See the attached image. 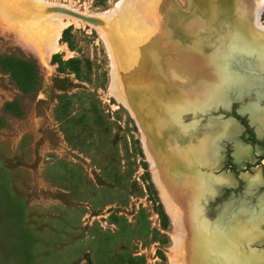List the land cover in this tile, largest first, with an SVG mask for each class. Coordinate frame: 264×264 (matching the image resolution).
I'll return each mask as SVG.
<instances>
[{"label": "rangeland", "instance_id": "obj_1", "mask_svg": "<svg viewBox=\"0 0 264 264\" xmlns=\"http://www.w3.org/2000/svg\"><path fill=\"white\" fill-rule=\"evenodd\" d=\"M176 1L190 15L193 1ZM201 1L196 11L207 12L212 0ZM256 2L241 0V16L248 17ZM62 5L95 22L53 10H68ZM61 14L66 15L62 23L73 21L56 37L52 21ZM258 18L264 25V3ZM198 21L206 47L212 49L205 18L198 14ZM163 27L162 18L154 30L150 0H0V264H183L185 257L188 264H238L246 257L264 259V237L246 244L239 238L241 214L257 216L264 198V136L255 135L256 121L248 125L236 113L247 102L242 89H227V108L221 101L202 102L197 109L189 105L181 111L180 139L154 153L170 184L150 163L146 135L134 115V74L140 72L134 70V50L140 47L134 37H167L161 35ZM172 29L183 36L174 25ZM172 42L164 41L168 48L160 59V79L168 68L180 73L175 57L179 61L180 54H193L191 44L170 48ZM253 63L229 71L262 80L245 91L254 89L250 101L264 107V73L252 72ZM206 66V59H198V83L194 77L192 84L185 83L191 88L185 97L151 92L141 81L137 87L151 92L152 102L187 105L212 84ZM189 71L180 73L182 80ZM221 127L234 129V135L218 140L211 165L199 161L196 142L215 153L212 139ZM245 148L250 160L238 156ZM219 177L232 183H221ZM176 188L186 195L185 211ZM184 213L191 232L184 226ZM259 227L264 233V226ZM212 232L208 240L201 237ZM228 235L236 239L229 241ZM186 238L192 254L183 244Z\"/></svg>", "mask_w": 264, "mask_h": 264}, {"label": "bare ground", "instance_id": "obj_2", "mask_svg": "<svg viewBox=\"0 0 264 264\" xmlns=\"http://www.w3.org/2000/svg\"><path fill=\"white\" fill-rule=\"evenodd\" d=\"M192 1L193 3L192 10L190 9V15H186L179 10V6L176 0H150V8L152 9L153 20L155 24L154 30H156L157 21L163 18L164 27L161 28V35H166L167 37H134L136 40H140L139 49L134 50V70L140 71L137 72V74H134V115L139 122L140 129L146 135L144 148L146 150V153L150 157L149 160H151L150 163L153 165L152 167L155 168L154 172L161 173L164 180L169 184L171 182L168 178L167 172L165 168L163 169L160 166L159 160L154 153L156 150H158V148L164 150L166 146L169 145V143H173L172 141L174 140V138L180 139V132L182 127L179 123V117L181 111L190 109L189 105H191L192 108L197 109L202 102H208V104H210L221 101L220 103L225 105L226 103L225 101H223V98L229 87H232L233 89L235 88L237 89V91H242L241 89L245 91V88L247 86L252 87L255 83L262 84V80H253L251 78L252 81H250V78L248 79L247 75H245L244 73H232L229 71L230 69L234 68V66L243 69V65H250L253 62L249 61V58L252 59L257 66L262 65L260 67L258 66L259 70H256L255 68L258 74L261 75L264 72V25H262L258 20L259 8H261L264 0H257L250 15L247 12V14L249 15L248 17L247 15H244V17L241 16L242 11L244 10L242 8L243 3H240L241 0H212V5L210 3L207 12L201 11L200 13H198L196 10L200 8L203 2L201 0ZM62 7H65L70 11L61 8H54L53 10L65 13L89 24L95 22L91 17L82 16L78 13H75L76 10L69 5H62ZM198 14L201 17L205 18L204 25L206 33L208 35L207 37H210L211 39L212 49L206 47V39L202 36L203 32H201L200 30L203 23H200L198 21ZM65 16L61 14L60 17L57 16L52 21V35H55L57 37L61 28L65 27V25L70 23V21H73L69 20V22L62 23L61 18H64ZM226 21H229V24H231V22L233 21L232 27L234 31L232 33V36H226L224 34L227 33L225 31L227 25ZM173 25L175 26L176 30L183 36H176L177 34H175L174 29H172ZM115 27L118 28L117 22H115ZM134 28H136L137 30H141L139 24H134ZM249 30L254 31L257 36H249ZM153 34L157 35V31H154ZM246 34H248V36ZM258 34L261 36H258ZM172 36H174L175 40H172ZM187 36H190L189 40H187ZM164 38L165 40L167 38L169 41H173L172 43H169L170 48L176 46L178 47L179 44H191L189 50L193 51L192 56H183L180 54L179 61H177L176 57L174 58L175 62H177L180 73L185 72L186 70H190L185 74L186 77H184V80H182L180 73L175 74L174 71H172L173 69L170 70L169 68L164 79H160L158 77L159 71L163 70L162 68L160 69V66H162L160 59L163 57V52L168 48V44L164 43ZM226 47H229L230 51L227 54L224 53L225 55H222V53L226 50ZM183 51L184 50L182 49V52ZM187 59L190 60L188 61V63ZM198 59H206V68L211 77L213 76L214 78L212 77V84L205 88V92H197L195 94L192 101L193 104L192 102H190L186 105L185 101L184 103L170 101V103L164 104L155 103L157 102L156 100L155 102L151 101L152 99L150 97L152 95V91L158 92V94H162L163 92L177 93L179 97H185V95H188L186 93L190 92L191 88L187 87V84L185 83H188L189 80H192L193 77L196 78L195 80H193L195 82V85L198 83ZM237 63L238 65H236ZM256 65H252V72H255L254 67ZM144 71H148V73ZM152 75L156 76L152 77ZM262 76L264 77V75ZM140 81L145 83L149 88L148 90H151V92L146 93L142 91L141 87H137V82ZM114 82L115 81H112V83ZM222 82L224 83V87L222 86L223 84H221ZM189 83L192 84V82ZM197 94L199 95V97L196 96ZM244 108L246 111H248L249 117L251 119H258L264 127V121H262L264 113L263 111H258L256 103L248 104ZM162 109H166V111L162 113L163 117L161 116ZM168 129L172 130L171 133L173 136L169 135L170 133H168ZM234 132V129H226V127L225 129H222L221 127V131H219L218 134L215 135L212 139L215 153H213V149L211 147L202 146L199 140L195 145L197 146L195 150V158L197 157V159L201 162L203 159H205L206 162L204 163L211 165L214 160L213 154H216L217 151L215 141L220 136L227 137ZM248 154L249 152L247 150L239 149V158L246 159L248 158ZM219 182L231 184L232 180L226 177H219ZM176 190L179 198V205L184 207L185 211L188 205L186 195L183 194L181 189L176 188ZM263 203L264 199L261 200V205L259 207L260 210L257 216L250 217L249 211V213L246 214L248 215L247 217L246 215H244L245 213L241 214L243 216V219L239 222L241 228V233L239 235V238L241 237L240 243L243 242L244 244H246L250 242H257L260 241L259 237H264V233L260 232L261 227H259L264 226ZM248 217L250 218L248 219ZM183 221L186 230H189L191 232V226L189 225V221L188 218H186L185 213ZM250 232H255V234L250 236ZM212 234L213 232L207 234L202 233L201 237L205 240H208L211 238ZM229 239V241H231L236 238H230L229 236ZM183 244L184 246H186V251H188V254H192L193 248L191 247V243L187 238L183 241ZM187 262L188 259L187 257H185V260L182 263L188 264ZM237 262L238 264H264V259L250 260L246 257L242 258V260L237 259ZM229 264H231V262H229Z\"/></svg>", "mask_w": 264, "mask_h": 264}, {"label": "water", "instance_id": "obj_3", "mask_svg": "<svg viewBox=\"0 0 264 264\" xmlns=\"http://www.w3.org/2000/svg\"><path fill=\"white\" fill-rule=\"evenodd\" d=\"M229 22V21H228ZM227 21H226V23H227V25H226V29H225V31L227 32V33H224L226 36H232V33H233V27H232V23H233V21L231 22V24H229ZM235 23V22H234ZM235 25V24H234ZM237 30H239V29H237ZM241 33V32H240ZM247 36H248V34H246ZM244 36V35H243ZM249 36H254L252 33H251V31L249 30ZM252 40V39H251ZM234 47V46H233ZM232 47V48H233ZM230 51V48L229 47H226V50L222 53V55L225 53V54H227L228 52ZM224 54V55H225ZM254 70H255V68H254ZM256 70H259V67L258 66H256ZM256 70H255V72H256ZM250 72V71H249ZM257 73V72H256ZM264 73V72H263ZM232 88V87H231ZM233 89V88H232ZM243 90V89H242ZM251 91V92H250ZM242 92V91H241ZM241 92H237V94H240ZM249 92L250 93H248L247 95H246V93L247 92H245L244 90H243V92H242V99H246L247 100V102H245V103H243V105H242V107H241V109H240V111H236V113H238V115L240 114V115H244L245 116V119H246V121H247V123H248V125H250V123H252V124H254L255 123V120H253V119H251L250 117H249V113H248V111H246L245 110V106L246 105H248V104H251V103H254V102H251L250 100L252 99L253 100V98H251V96L253 95L252 93H255V91H254V89H250L249 90ZM235 99H237V97L235 98V97H231V100H235ZM256 100H257V98H256ZM258 101V100H257ZM256 101V102H257ZM223 107H225V108H227V106H228V104H227V102H226V104L225 105H222ZM217 107V106H216ZM216 107H213L212 109L214 110V109H216ZM221 107V106H220ZM257 108H258V111H259V107H258V105H257ZM264 108V107H263ZM222 109V108H221ZM240 112V113H239ZM251 124V125H252ZM257 126V125H256ZM232 135H234V133H232L230 136H227V137H219L216 141H215V144L218 142V140H221V139H226V140H228L230 137H232Z\"/></svg>", "mask_w": 264, "mask_h": 264}, {"label": "crops", "instance_id": "obj_4", "mask_svg": "<svg viewBox=\"0 0 264 264\" xmlns=\"http://www.w3.org/2000/svg\"><path fill=\"white\" fill-rule=\"evenodd\" d=\"M259 107V106H258ZM259 111H263V113H264V108L263 107H259ZM264 115V114H263ZM256 122H257V126H256V129H255V135L259 138L260 136H264V127H263V125H262V123L257 119V120H255ZM262 121H264V117H263V119H262ZM244 150H247L248 152H249V149H244ZM246 159H248V160H250L251 159V155H250V152H249V154H248V158H246ZM255 180H258L259 178H260V176H259V173H256V175H255ZM264 198H262L261 200H263ZM261 238V237H260ZM263 241V240H262Z\"/></svg>", "mask_w": 264, "mask_h": 264}]
</instances>
